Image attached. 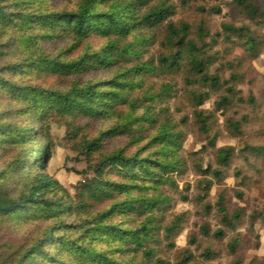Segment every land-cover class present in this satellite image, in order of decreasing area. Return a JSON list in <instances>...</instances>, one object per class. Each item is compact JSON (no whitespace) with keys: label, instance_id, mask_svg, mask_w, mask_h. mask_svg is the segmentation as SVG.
Returning <instances> with one entry per match:
<instances>
[{"label":"rangeland","instance_id":"1","mask_svg":"<svg viewBox=\"0 0 264 264\" xmlns=\"http://www.w3.org/2000/svg\"><path fill=\"white\" fill-rule=\"evenodd\" d=\"M166 1L175 12L155 28V39L146 48L143 59L157 66L158 58L169 53L165 44L167 23L185 24L189 27L187 39L201 46L206 72L218 77V85L201 83L199 77L190 72L188 62L184 61L165 74L146 77L141 89L129 92V99H138V110L122 104L106 117L74 115L53 118L48 122L53 147L45 168H38V171L56 178L74 194L73 186L85 178L81 172L100 155L121 150L127 156L138 153L142 157L158 158V145L150 143V139L167 120L174 130L182 133L177 147L180 165L171 174V182L163 181L155 186L157 190L146 192L148 196L162 193L168 199L157 215L160 230L151 245L156 250V257L168 264H264V0H246L243 5L236 0ZM77 3L78 0H46L45 6L52 10H70ZM248 5L253 6L256 14H251ZM10 34L14 35L12 31ZM7 39L6 35L0 36V43ZM103 43L104 40L97 37H91L78 46H74L69 36L51 42L37 39L30 50L32 52L8 44L2 48L0 77L17 84L61 91L67 90L72 80H107L115 75L117 67L91 71L75 78L53 76L29 68L14 72L2 68L22 61L30 53L60 60L72 59L86 51L97 50ZM166 85L169 86L168 91L162 92ZM229 88L232 93L227 92ZM145 91L147 96L158 97L149 102ZM196 95L204 96L199 107L193 100ZM224 96L228 98L227 105L217 107ZM141 105L151 106L152 113L157 115L156 123L136 122L130 132L121 133L120 130L114 137H102L93 158H86L81 149L85 140L96 139L100 133L141 114ZM23 107L22 102L0 90V124L32 125L31 119L22 114ZM194 111H202L209 116L206 132L200 130ZM232 124L238 125V129H234ZM39 142L33 140L32 143L39 146ZM30 145L26 143L23 147ZM227 147L233 149L232 157L223 167L217 161V151ZM12 149V144L0 147V169L13 161L15 152ZM213 170L219 171L218 178L212 175ZM27 172V176L34 173L31 169ZM116 175L117 172L113 171L108 177L119 180ZM19 179L13 177L5 183L10 192L19 189ZM205 181L211 183L209 190L203 188ZM132 193L138 195L137 190ZM220 198L228 217L234 213L239 215L231 220L230 225L222 221L218 212ZM110 203H91L92 206L84 212L75 211L63 219L70 223L89 218L90 214L102 211ZM176 218H179L178 227L166 237L164 227ZM112 221L125 227H135L142 218L128 213L114 215ZM50 224L51 221L39 219L8 223L0 231V248L38 241ZM217 231H221L222 236L216 235Z\"/></svg>","mask_w":264,"mask_h":264},{"label":"trees","instance_id":"2","mask_svg":"<svg viewBox=\"0 0 264 264\" xmlns=\"http://www.w3.org/2000/svg\"><path fill=\"white\" fill-rule=\"evenodd\" d=\"M236 1L239 5L246 2ZM45 2L0 0V36H8L6 42L0 43V60L2 48L8 44L32 52L37 39L51 42L69 36L74 46H78L97 37L104 43L97 50L86 51L72 59L60 60L30 53L22 61L2 68L11 72L29 68L64 78H75L99 69L117 67V70L113 77L103 81L72 80L69 88L63 91L17 84L0 77V90L22 102V114L32 121V125L23 127L0 124V147L12 144V152H15L13 161L0 169V231L16 221H51L38 241L0 248V264H168L156 257V250L151 246L160 230L157 215L168 199L162 193L148 196L146 192L157 190L155 186L163 181L171 182V174L180 165L177 147L182 133L164 121L150 139V143L158 145L159 157L156 159L138 153L127 156L121 150L98 156L81 172L85 178L73 186L74 194H71L56 178L38 171V168H45L53 147L48 122L74 115L106 117L122 104L138 110V99H129V92L141 89L146 77L165 74L184 61L201 83L217 86L219 79L206 72L201 56L203 50L197 42L187 39L189 27L185 24L167 23L165 44L169 53L158 58L157 66L143 59L146 48L155 39V28L175 12L166 0H78L76 7L70 10L48 9ZM248 9L251 14H256L252 5H248ZM33 32L38 33L32 35ZM168 89L166 85L162 92ZM227 92L233 90L229 88ZM144 95L149 102L158 97L147 96L146 91ZM203 97H193L196 107L202 105ZM227 103L228 98L221 97L217 107ZM140 107L143 108L141 114L100 133L96 139L85 140L81 149L86 158H93L98 151L100 138L114 137L120 130L121 133L130 132L136 122L156 123L157 115L152 113L151 106ZM194 117L200 130L206 132L209 116L194 111ZM231 126L238 129L236 124ZM33 140H39L40 145L36 146ZM26 143L31 145L23 147ZM232 150L231 147L218 149L217 161L221 166L228 165ZM29 169L34 173L27 176ZM113 171L117 172L119 180L108 177ZM88 174L91 177H87ZM212 175L218 178L220 173L213 170ZM13 177L20 178L19 189L10 192L5 183ZM203 185L206 190L211 187L208 181ZM134 190L138 195L132 193ZM119 196L125 197L117 200ZM109 201L111 203L105 209L90 214L89 218L70 223L63 219L75 211L84 212L91 203ZM222 204L220 198L218 212L222 221L230 225L239 215L234 213L228 217ZM128 213L141 217L142 221L135 227L112 221L114 215ZM178 222L179 218H176L164 227L166 237L174 233ZM216 235L222 236V232L217 231Z\"/></svg>","mask_w":264,"mask_h":264}]
</instances>
